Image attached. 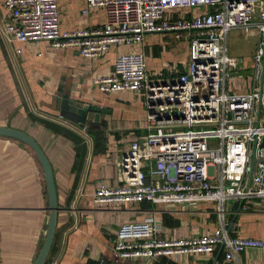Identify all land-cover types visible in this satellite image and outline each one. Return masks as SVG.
Masks as SVG:
<instances>
[{"label":"built area","instance_id":"2783aa9c","mask_svg":"<svg viewBox=\"0 0 264 264\" xmlns=\"http://www.w3.org/2000/svg\"><path fill=\"white\" fill-rule=\"evenodd\" d=\"M5 32L13 41L77 51L102 58L112 47H138L151 34L189 40V63L170 79L153 80L143 53L117 55L112 72L92 79L105 94L144 93L148 134L132 141L119 161L120 184H102L98 205L165 202L216 203L219 226L212 233L168 240L153 218L120 227L114 255L122 260L156 261L213 255L225 260L264 251V240L235 235L228 204L247 209L264 200V0H87L83 11L103 9L106 24L96 29H61L58 0H4ZM258 38L249 90L229 91L228 56L233 30ZM22 50H18L21 53ZM209 128V129H205ZM217 139V144L210 140ZM102 264V263H101Z\"/></svg>","mask_w":264,"mask_h":264},{"label":"crops","instance_id":"0c3cea01","mask_svg":"<svg viewBox=\"0 0 264 264\" xmlns=\"http://www.w3.org/2000/svg\"><path fill=\"white\" fill-rule=\"evenodd\" d=\"M58 4L62 30L106 24L103 9L83 14L87 0H58ZM6 24L7 11L0 0V126L37 141L52 165L57 188L56 229L45 264H264V251L249 250L239 261H226L222 248L213 255L163 257L153 262L119 259L114 245L122 225L153 218L162 226L163 238H191L218 228L216 203L94 202L102 184H120L119 161L129 144L144 138L148 130L143 129L147 120L143 92L105 94L92 79L110 74L122 52L143 53L153 80L170 79L177 65L178 71L186 70L177 64L179 60L185 58L188 67L186 37L151 34L141 46L112 47L102 58L89 59L69 49L56 51L48 42L35 46L13 41L5 32ZM168 64L170 70L165 68ZM60 87L77 103L106 112L88 113L84 127L61 118L55 109ZM228 210L229 219L237 225L235 235L264 240V200L251 202L247 209L230 202ZM49 214L38 158L27 145L0 137V264H35L45 242Z\"/></svg>","mask_w":264,"mask_h":264},{"label":"water","instance_id":"95a60500","mask_svg":"<svg viewBox=\"0 0 264 264\" xmlns=\"http://www.w3.org/2000/svg\"><path fill=\"white\" fill-rule=\"evenodd\" d=\"M59 93L60 95H58L56 98L55 106L59 111L60 117L69 122L77 125H86L88 113L106 112L99 107L81 105L80 103H77L70 98L69 93H65L63 91V87L59 88ZM95 118L97 120L98 117L96 116ZM0 137L13 139L30 147L43 168L44 178L47 185L50 214L45 242L35 264H45L54 240L58 211L57 188L52 165L37 141L28 134L17 129L0 126ZM261 148L264 149V140Z\"/></svg>","mask_w":264,"mask_h":264},{"label":"rangeland","instance_id":"374dc122","mask_svg":"<svg viewBox=\"0 0 264 264\" xmlns=\"http://www.w3.org/2000/svg\"><path fill=\"white\" fill-rule=\"evenodd\" d=\"M258 38L256 36H251L245 34L242 30H233L228 36V56L235 58L237 62L240 64L241 70L240 71H231L230 81L228 83V90L229 91H242V90H249V84L253 79L252 72L255 68L254 65V56L256 53V49L258 47ZM124 47L122 50H125ZM185 58L179 60L177 64H182L183 67H187V62ZM147 65V61H146ZM165 67L166 69L170 70V64ZM180 68L177 65V68L174 67L172 70L177 72ZM89 120L92 119V115L89 116ZM209 129V128H205ZM210 144H217V139H212L209 141Z\"/></svg>","mask_w":264,"mask_h":264},{"label":"trees","instance_id":"16d2710c","mask_svg":"<svg viewBox=\"0 0 264 264\" xmlns=\"http://www.w3.org/2000/svg\"><path fill=\"white\" fill-rule=\"evenodd\" d=\"M55 109L57 110V107H55ZM57 128H60L59 126H56ZM82 127H84V125H82ZM25 145V144H24ZM34 153V152H33Z\"/></svg>","mask_w":264,"mask_h":264}]
</instances>
